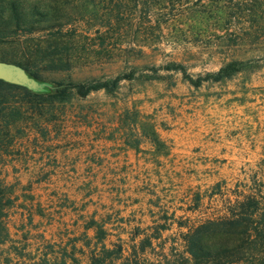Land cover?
I'll list each match as a JSON object with an SVG mask.
<instances>
[{
    "label": "rangeland",
    "instance_id": "1",
    "mask_svg": "<svg viewBox=\"0 0 264 264\" xmlns=\"http://www.w3.org/2000/svg\"><path fill=\"white\" fill-rule=\"evenodd\" d=\"M152 1L0 0V61L43 85L0 84V264H86L92 219L113 241L158 229L166 249L229 190L264 193V64L212 77L264 56V24L232 46L205 8Z\"/></svg>",
    "mask_w": 264,
    "mask_h": 264
},
{
    "label": "trees",
    "instance_id": "2",
    "mask_svg": "<svg viewBox=\"0 0 264 264\" xmlns=\"http://www.w3.org/2000/svg\"><path fill=\"white\" fill-rule=\"evenodd\" d=\"M146 1L157 4L152 0ZM170 4L189 10L205 8L214 16L213 19L227 26L222 37L232 46L248 38L258 40L261 37L264 0H170ZM252 61H262L264 64V56L246 62L230 61L213 73L212 77L215 81L229 78ZM14 64L32 76L27 62ZM177 68L180 67H173V70ZM123 79L129 77L117 76L112 80L95 83H70L69 87L76 96L85 97L94 91L110 92ZM0 84L14 87L2 81ZM151 133L156 142L158 139L154 129ZM229 193L232 198L227 199V205L220 215L208 216L194 224L178 225L181 231L171 244L166 245V249L159 243L163 239L158 229L146 233L136 227L126 239L121 237L123 233L120 232L113 241L109 239L112 234L105 228V223L92 219L86 230L92 228L93 235L85 233L83 247L87 252H83L82 256L85 253L86 264H264V193L253 189L240 191L238 187L234 191L229 190ZM7 239L8 234L1 230L0 244ZM73 250H76L74 246ZM150 255L153 257L150 258ZM51 260L46 258L45 262L49 264ZM54 260L59 262L53 264H66L58 255ZM70 260L80 264L75 255Z\"/></svg>",
    "mask_w": 264,
    "mask_h": 264
},
{
    "label": "water",
    "instance_id": "3",
    "mask_svg": "<svg viewBox=\"0 0 264 264\" xmlns=\"http://www.w3.org/2000/svg\"><path fill=\"white\" fill-rule=\"evenodd\" d=\"M0 81L32 92L43 90V85L29 76L21 66L10 62L0 61Z\"/></svg>",
    "mask_w": 264,
    "mask_h": 264
}]
</instances>
